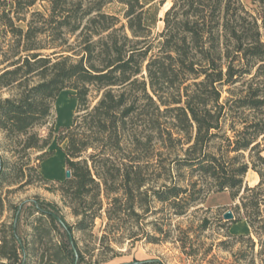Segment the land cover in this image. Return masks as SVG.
<instances>
[{"label": "trees", "instance_id": "1", "mask_svg": "<svg viewBox=\"0 0 264 264\" xmlns=\"http://www.w3.org/2000/svg\"><path fill=\"white\" fill-rule=\"evenodd\" d=\"M47 1L46 13L34 12L38 20L19 29L14 67L0 71V88L24 86L20 97L0 101V127L9 136L27 135L24 149L41 151L38 177L60 186L77 221L69 222L56 202L33 199L27 208L35 217L24 220L21 234L24 202L11 205L13 220L0 218V264H99L106 259L94 261V248L81 245L77 233L90 232L103 212L109 222L127 216L140 228L151 202L160 201L164 215L152 225L162 237L146 231L158 242L171 235L173 217L226 190L240 200L234 220L221 215L228 235L264 233V0H172L163 16L168 0ZM45 36L49 43L40 45ZM32 73L40 80L29 86ZM90 86L102 92L92 108ZM63 90L74 91L77 107L72 124L55 133ZM53 112L50 137L41 143L30 130ZM55 137L64 144L70 178L41 172ZM90 148L95 152L79 159ZM250 169L260 176L254 186L245 180ZM23 174L22 162L0 153V215L3 187ZM243 219L251 231L233 233L232 224ZM209 223L205 218L201 230Z\"/></svg>", "mask_w": 264, "mask_h": 264}, {"label": "rangeland", "instance_id": "2", "mask_svg": "<svg viewBox=\"0 0 264 264\" xmlns=\"http://www.w3.org/2000/svg\"><path fill=\"white\" fill-rule=\"evenodd\" d=\"M30 0H22L19 6L14 0H0V71L4 68H13L10 64L15 61L17 56L14 55L17 50L16 45L19 39V29H26L30 21L35 17V21L39 16L33 13L40 11L46 13L49 3L47 0H35L32 6H25ZM250 4L252 0H243ZM172 0H168L161 10L163 16L165 11L171 6ZM41 26V22H35ZM164 22L158 23L156 31L162 30ZM40 45L49 43L48 37L45 36L37 41ZM24 43V42H23ZM44 53L49 50H43ZM25 69L22 70L24 72ZM40 80L39 76L34 73L27 77V85L32 86ZM24 86L18 82L10 86L0 88V101L5 98L20 97ZM74 91L66 94V100L71 103ZM102 92L98 91L95 86H90L88 94V106L92 108L100 99ZM74 107L70 104H63L57 108V120L55 133L58 132L59 126L69 125L73 121ZM56 112V111H55ZM85 111L81 110L80 115ZM54 123V112L49 115L46 122L35 125L31 128L30 133H37L42 139L49 138ZM27 135H8V132L0 127V153L9 162H22L24 174L20 182L3 187V195L6 197V208L4 213L0 215L1 221L11 222L14 217V209L11 205L24 204L23 212L20 217V232H24V220H33L34 214L27 207L30 205L29 200L38 199L40 201L56 202L61 213L65 218L74 223L77 217L73 214L72 208L65 202L62 192L57 184L44 183L37 175L34 167L38 164V157L41 153L38 149H24V141ZM124 142V145H128ZM55 148L56 153L48 159L45 165L47 173L60 179L65 177L67 167L61 169L65 161L63 159V149L54 138L52 149ZM95 152L93 148L84 151L79 159L86 157ZM120 155V154H119ZM246 184L254 186L260 180L257 172L250 169L246 175ZM158 185V183H156ZM54 188V191L52 190ZM230 191L211 193L205 202L193 206L187 215L181 217H173L171 225V235L167 240L151 242L146 237V231H150L159 237L162 235L154 230L152 223L160 222L164 213L160 212L163 204L154 200L151 202L153 211L142 217L140 228L135 225L132 218L123 216L124 218H115L111 222L103 212L102 217L96 219L95 227L87 233H77L82 241L81 245L89 244L93 249L95 256L94 261L98 259H106L99 264H117L130 261L134 258L149 259L156 258L162 264H264V233L253 232L251 238L238 239L228 235L227 230L223 227L220 220L223 212L232 209L240 200L234 201L230 196ZM221 207V209L219 208ZM226 210V211H225ZM262 216L264 217V205L262 206ZM223 217V215H222ZM210 220L206 229L200 228L204 219ZM110 224V227H108ZM236 223L237 228L247 232L244 224L240 226ZM258 228V223H256ZM136 231L138 238H130V233ZM248 233V232H247ZM252 239V240H251Z\"/></svg>", "mask_w": 264, "mask_h": 264}, {"label": "crops", "instance_id": "3", "mask_svg": "<svg viewBox=\"0 0 264 264\" xmlns=\"http://www.w3.org/2000/svg\"><path fill=\"white\" fill-rule=\"evenodd\" d=\"M72 90H63L61 93H60V95L58 96V99H57V101H56V117H57V108H59V107H61L64 103L65 104H70V105H72L73 107H74V104H75V102L77 101V98L74 96V94L72 95V102L71 103H68L67 102V100H66V94H68V92H71ZM76 107H77V104H76ZM75 112H76V109H75V111H74V115H75ZM73 118H74V116H73ZM73 122V121H72ZM56 123H58V120L56 119ZM72 124V123H71ZM71 124H69V125H71ZM62 126H64V125H61L60 124V126H59V129H60V127H62ZM66 126H68V125H66ZM55 128H56V126H55ZM59 131V130H58ZM55 139H56V141H57V143L59 144V142H58V140H57V137H55ZM54 141V140H53ZM52 144H53V142H52ZM52 144H51V146H50V149L51 150H54V153H53V155L56 153V150H55V148H53L52 149ZM59 146H61L62 147V149H63V147H64V144H62V145H60L59 144ZM62 153H63V159H64V156H65V153H64V150L62 151ZM53 155H51L50 157H48L47 159H45L43 162H42V164H41V172L47 177V178H49V179H55V176L54 175H52L51 173L49 174V173H47L46 172V169H45V165H47L48 163V159L49 158H51ZM65 161H66V159H65ZM66 165V167H67V164H65L64 163V161H63V164H62V166H61V169L62 168H64V166ZM68 169V168H67ZM65 177H66V175H65ZM65 177H62V176H60V179H63V178H65ZM238 223V222H237ZM241 223H243L244 225L243 226H245L247 229H249V231H247L248 233L251 231V228H250V226H249V224H248V222L245 220V219H243V220H241V221H239V226H240V224ZM237 228V226H236V223H234V224H232V226H231V231L233 232V233H236V234H243V233H247V232H244V231H241L239 228L238 229H236Z\"/></svg>", "mask_w": 264, "mask_h": 264}, {"label": "water", "instance_id": "4", "mask_svg": "<svg viewBox=\"0 0 264 264\" xmlns=\"http://www.w3.org/2000/svg\"><path fill=\"white\" fill-rule=\"evenodd\" d=\"M72 176V172L70 169L66 170V178H70ZM224 218L225 220H234L235 219V214L232 209L227 210L224 213Z\"/></svg>", "mask_w": 264, "mask_h": 264}]
</instances>
